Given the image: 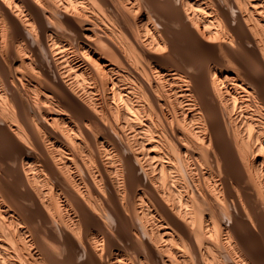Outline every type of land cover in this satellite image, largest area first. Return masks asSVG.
<instances>
[{"label":"bare ground","instance_id":"obj_1","mask_svg":"<svg viewBox=\"0 0 264 264\" xmlns=\"http://www.w3.org/2000/svg\"><path fill=\"white\" fill-rule=\"evenodd\" d=\"M0 264H264V0H0Z\"/></svg>","mask_w":264,"mask_h":264},{"label":"rangeland","instance_id":"obj_2","mask_svg":"<svg viewBox=\"0 0 264 264\" xmlns=\"http://www.w3.org/2000/svg\"><path fill=\"white\" fill-rule=\"evenodd\" d=\"M2 147H0V149H1Z\"/></svg>","mask_w":264,"mask_h":264}]
</instances>
